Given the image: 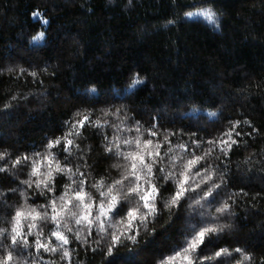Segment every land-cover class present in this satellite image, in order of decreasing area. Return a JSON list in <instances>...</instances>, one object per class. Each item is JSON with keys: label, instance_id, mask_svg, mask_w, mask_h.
<instances>
[{"label": "trees", "instance_id": "16d2710c", "mask_svg": "<svg viewBox=\"0 0 264 264\" xmlns=\"http://www.w3.org/2000/svg\"><path fill=\"white\" fill-rule=\"evenodd\" d=\"M207 6L217 13L219 28L185 18L187 10ZM40 32L44 39H34ZM135 73L145 81L143 85L133 87ZM117 109L119 117L112 114ZM76 113H89L93 121L107 120L114 126L99 129L86 124L76 140L84 152L74 149L67 157L68 166L75 168L83 164L77 156H85L89 167L81 171L89 184L120 178L123 168L114 165L126 162L104 151L103 135L107 133L110 140L117 126L121 138L136 135L123 131L134 129L136 121L144 139L149 138L148 130L158 132L154 142L163 143L168 135L170 155L182 157L175 169L169 166L177 179H182L181 164L191 158L194 141L201 142L195 155H202L209 147L206 141L220 137L236 120L251 121L259 134L242 124L238 131L252 132L251 137L234 136L241 143L227 156L219 149L213 152L207 164L217 169L215 182L224 175L225 185L211 203L196 205L207 191L202 185L169 210L164 202L176 185L158 179L159 214L140 225L138 243L114 249L108 256L104 242L92 251L93 241L100 240L93 231L87 246L74 240L68 245L71 264H158L191 238V225L204 226L202 219L229 225L202 255L213 256L220 248L232 255L212 264L243 260L235 248L252 256L244 264H264V0H0V152L8 153L0 167L9 169L0 172V228H10L14 209L24 205L21 193L28 195L32 206L52 198L51 194L38 197L34 186L22 184L29 179L30 166L13 167L12 161L25 153L31 157L43 152L49 139L68 131L66 122L78 119ZM177 145H186L188 152ZM167 147L161 148V156ZM52 151L65 163L64 153ZM68 182L66 176H57V198ZM87 191L99 203V194L90 187ZM224 200L232 204L231 214L216 212ZM128 201V207L136 206L135 197ZM119 219L115 216L113 222ZM53 226L47 222L44 233ZM0 243L7 247L10 241L5 237ZM60 255L42 252L40 264L49 260L68 264ZM23 257L31 264L27 251Z\"/></svg>", "mask_w": 264, "mask_h": 264}, {"label": "snow or ice", "instance_id": "6c2138e0", "mask_svg": "<svg viewBox=\"0 0 264 264\" xmlns=\"http://www.w3.org/2000/svg\"><path fill=\"white\" fill-rule=\"evenodd\" d=\"M201 13L216 28H219V17L212 8L202 9ZM196 14L199 13H185L188 17ZM35 15H38V13ZM44 23L47 24L48 21L44 20ZM44 36V32H40L34 39H44ZM20 71L23 72V69H20ZM32 75H36V73H32ZM144 82L139 73L134 74L133 87L143 85ZM92 91H95V89ZM12 99L15 100L16 98L13 97ZM9 107L10 105H5V108ZM112 114L119 117L120 110L117 109ZM104 115L108 116L109 113L105 112ZM76 116L79 118L75 121L66 122L68 131L62 136L47 141L43 152H34L31 157L25 153L12 161L13 167L21 163L30 166L29 179L21 181L22 184L28 188L34 186L38 197L46 198L47 194H51L52 198L45 204L32 206L27 203L28 195L21 193L24 196V205L14 209V215L11 216L9 221L10 228H0V241L5 237L10 241L7 247L0 243V249H3V255H0V264H29L28 258L23 257L25 251L28 252V256L32 257L31 264H40L43 259L42 252L60 253V259L71 264L72 251H70L68 245L74 240L87 246L93 231L100 235V240L93 241L96 245L92 248L93 252L100 248L101 242L106 244V254L108 256L114 254V249L127 246L128 243H138L140 225H146L150 216L155 218L159 214L156 206L157 198L160 196V188L156 183L158 179L165 182L171 180L176 185L172 197L164 202L165 207L169 210L174 206L179 207L180 201L186 198L189 191L196 192L201 189L202 185L207 187V191L203 192L200 199L195 203L201 207L204 202L211 203L225 185V178L221 174L219 183L215 182L217 169L207 164V161L212 158L216 149L227 156L234 145L238 147L241 141L234 138V136H252V132L238 131L242 124L252 126L251 121L236 120L230 122V126L220 137L206 141L209 147L202 150V155H195L196 149L201 147V142L194 141L195 147L191 150V158L186 159L181 164L182 171L179 176L182 179H177V176L170 169H175L177 162L182 157L170 155L173 148L168 135L163 137V143L154 142L158 132L148 130L149 138L144 139L140 123L136 121L134 129L129 127L123 130L129 134L134 131L136 135L121 138L118 134L121 129L117 126L110 140L107 133L103 135L106 141L104 151L110 155L122 157L126 162L124 165H114L116 168H123L120 178L107 184L101 178L89 184L86 173L81 171L82 167H89L85 156H77V160H82L83 164L77 163L75 168L68 166L71 161H68L67 157L73 155L74 149L77 153L84 152L80 144L76 143V140L82 137V130L86 124L99 129L114 126L107 120L104 122L99 119L93 121L89 113L83 115L76 113ZM153 127H156V125H153ZM252 127L253 131L259 134V130L255 129L254 126ZM171 135L175 134L172 133ZM164 145H168V147L164 155L161 156L160 150ZM123 146H127L128 150L125 151ZM176 147L180 148L182 152H188L186 145H177ZM53 149L65 154V163L61 164L57 158V153L52 151ZM88 151H91L90 147ZM7 156L8 153L0 152V160H5ZM166 157L168 158L167 164L164 163ZM198 165L202 167L197 168ZM194 169L195 171H193ZM7 171H9L8 168L0 167V172ZM157 172L161 173L160 177H157ZM57 176L62 179L66 176L69 181L63 184L62 193L58 198L55 195ZM89 187L99 194L101 198L99 203H97L96 197L87 191ZM11 191L14 193L16 190L11 189ZM241 193L247 195L243 189H241ZM130 196L136 198V206L134 207L127 206ZM231 210L232 204L228 200H224L222 206L217 208L216 212L231 214ZM200 215L203 217L204 214L201 213ZM115 216H119L120 219L113 222ZM49 221L54 226L45 234L43 226ZM200 222L204 226L197 228L196 225H191V238L186 239L183 247L175 250L172 255L164 257L158 264H212L213 260H222L225 256H231L232 253L224 248L215 251L213 256L202 255L205 248L215 243L214 237L218 239L219 234L229 225H218L215 222L207 223L203 219ZM68 234H71L72 239L69 238ZM53 238L56 243H53ZM32 249L35 250L34 253ZM233 251L243 256V260H237L236 264H244L245 260L250 261L252 259V256L245 253L241 248H235ZM16 252H19L20 255H15ZM47 264H55V261L49 260Z\"/></svg>", "mask_w": 264, "mask_h": 264}, {"label": "rangeland", "instance_id": "374dc122", "mask_svg": "<svg viewBox=\"0 0 264 264\" xmlns=\"http://www.w3.org/2000/svg\"><path fill=\"white\" fill-rule=\"evenodd\" d=\"M205 8H211V7H196V8H193V9H189L187 10L186 12H193V13H199V14H196V15H193L192 17H188L185 15V18L187 19H190V20H202V21H205L207 23H209L210 25L214 26L212 22H210L205 16H203V14L201 13V10L202 9H205ZM213 10V9H212ZM185 12V13H186ZM215 27V26H214Z\"/></svg>", "mask_w": 264, "mask_h": 264}]
</instances>
